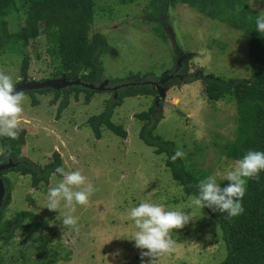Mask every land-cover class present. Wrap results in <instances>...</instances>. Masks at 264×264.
Here are the masks:
<instances>
[{"label":"rangeland","instance_id":"1","mask_svg":"<svg viewBox=\"0 0 264 264\" xmlns=\"http://www.w3.org/2000/svg\"><path fill=\"white\" fill-rule=\"evenodd\" d=\"M149 0H134L118 5L115 0H98L89 34L105 35L109 50L101 56L103 80L124 78L130 73H151L155 89H163L161 112L155 133L170 139L186 153L187 168L203 169L224 181L236 160L225 156L222 145L236 134V107L231 99L210 100L201 79L177 84L167 80L173 66L185 63V74H213L222 78L248 77V36L240 29L197 12L184 4L168 6L165 15V41L152 30L145 16ZM250 9L264 11V0H249ZM44 13L38 12L40 34L29 46L27 76L20 69L24 55L19 44L0 47V70L13 76L15 84L55 79L59 66L57 55L47 51L42 33ZM8 29L15 31L23 16L14 13L3 17ZM61 78V77H60ZM161 83V84H160ZM167 85H166V84ZM21 127L24 141L19 156L38 165L53 160L59 153L66 170L79 169L96 191L87 206H76L79 231L63 228L59 212L47 209V190L59 175L49 176L47 183L33 187L29 175L8 170L10 201L4 211L11 218L29 211L47 220L50 229L37 228L32 233L16 231L10 244L0 248V264H144L141 252L131 240L136 230L128 211L142 201L164 203L168 209L192 212L195 219L183 229H174L176 251L162 257L160 264H217L226 254L222 230L206 208H189L193 195H185L165 166V154L139 138L143 124L138 116L147 110L153 96H129L113 110L111 121L126 131L122 138L105 125L101 137H95L87 119L101 112L110 93L96 92L89 103L84 93L69 95L67 107L57 113L60 97L53 91L25 94ZM1 146V144H0ZM14 166V165H13ZM12 166V167H13ZM10 168V167H9ZM8 168V169H9ZM63 207V205H62ZM68 212V209H63ZM30 217L22 221L26 226ZM147 260V258H145Z\"/></svg>","mask_w":264,"mask_h":264},{"label":"trees","instance_id":"2","mask_svg":"<svg viewBox=\"0 0 264 264\" xmlns=\"http://www.w3.org/2000/svg\"><path fill=\"white\" fill-rule=\"evenodd\" d=\"M97 1L0 0V47L8 48L19 44L20 52L24 55L20 72L22 77H26L30 62L28 49L40 34L38 12L43 11L42 33L47 44V51L59 58V66L54 71L53 77L64 76L69 81L78 79L80 83L70 84L60 89L43 87L24 91L25 94L32 95L33 105L37 104L33 93L53 91L52 101L60 97L57 106V113L60 114L67 107L71 93L74 98L84 93V101L89 103L94 93L108 91L110 97L104 109L98 114L91 115L87 119V124L98 139L101 137L102 125L124 138L126 131L110 119L114 108L120 106L125 97L152 95L154 98L151 106L138 114L144 121L138 133L139 138L153 147L156 154H165V166L173 179L182 187L184 194L196 195L198 190L195 186L199 180L208 176L207 172L203 169L195 170L194 167L187 168L182 158L173 163L170 157L177 149L176 144L154 132L162 118L161 112L155 113L156 108L161 107L162 104L161 100H158V106L155 102L158 89H155L153 83H159L154 81L157 78L154 79L151 73L136 72L124 78L108 80L102 90L96 88L103 81L101 56L109 50L108 41L103 33L89 34ZM133 1L115 0L118 5ZM176 4L187 5L204 16L242 30L249 38L247 60L249 75L248 77L222 78L213 74H185V63L181 62L172 67L171 73L178 71L185 77H170L166 81L167 84L174 81L179 85L199 78L203 82L208 99L215 101L231 99L234 102L236 134L233 140L222 145L226 157L237 161L249 150L264 151V34L257 32L255 25V18L260 12L250 9L249 0H149L146 4L145 16L152 23L153 32L164 41L166 10L168 6ZM14 13L21 14L23 20L17 23L15 31H10L8 22L3 17ZM85 84H92L94 88H89ZM23 141L22 132L17 140L0 137L1 146H11L9 155L0 156V164H5L9 160L14 163L13 167L1 172L5 194L0 207V248L15 239L17 230L22 229L24 232L32 233L37 228L50 229L46 219L29 211H20L11 218L4 217L11 190L9 180L4 176L8 170L29 175L32 186L36 187L42 182L47 183L49 176L62 163L57 152L53 153V160L44 165H38L19 156ZM228 183L230 182L224 180L219 184L224 187ZM242 204L245 211L236 217H230L227 213L214 212L205 207L220 226L225 243V257L217 264H264V171L260 172L258 180L247 181ZM27 216L32 219V222L23 226L22 221Z\"/></svg>","mask_w":264,"mask_h":264},{"label":"clouds","instance_id":"3","mask_svg":"<svg viewBox=\"0 0 264 264\" xmlns=\"http://www.w3.org/2000/svg\"><path fill=\"white\" fill-rule=\"evenodd\" d=\"M256 31L264 34V11L255 18ZM27 100L23 90H17L13 76L0 70V137L17 140L24 129L21 127L24 104ZM11 146H0V156L10 154ZM179 148L170 157L175 163L185 158ZM264 171V151L249 150L235 166L228 170L224 179L230 183L221 187L216 175H209L196 184L197 194L189 201V208H209L214 212L227 213L236 217L245 211L242 199L246 193V184L249 179H259ZM61 178L50 184L47 190L46 208L59 212L57 219L62 222L63 228L79 231V217L73 215L76 206H87L90 197L96 191L88 177L79 169L66 170L64 166H57L53 176ZM63 205V207H62ZM68 209V212L63 211ZM128 218L134 222L135 231L131 240L135 247L146 250L141 252L144 264H160L162 257L169 256L176 251L174 229H183L195 217L192 212L181 209L171 210L164 203L142 201L128 211ZM147 258V260H145Z\"/></svg>","mask_w":264,"mask_h":264},{"label":"water","instance_id":"4","mask_svg":"<svg viewBox=\"0 0 264 264\" xmlns=\"http://www.w3.org/2000/svg\"><path fill=\"white\" fill-rule=\"evenodd\" d=\"M107 80H103L102 83L96 87L98 90H102L105 87V84H107ZM80 83V81L78 79L76 80H67L64 76H62L61 78H55V79H45V80H41V81H26L25 78L18 84H16L17 86V90H32V89H38V88H43V87H51L54 89H60L62 87H65L67 85L70 84H77ZM87 87L89 88H94V85L92 84H85ZM159 95L163 97L164 95V88L158 89V95L156 97V105L158 106V100L159 99ZM158 108H161L160 106H158ZM14 165V163L9 160L7 163L5 164H0V207L1 204L3 202V197L5 194V186L1 177V172L4 169H8L9 167H12Z\"/></svg>","mask_w":264,"mask_h":264},{"label":"flooded vegetation","instance_id":"5","mask_svg":"<svg viewBox=\"0 0 264 264\" xmlns=\"http://www.w3.org/2000/svg\"><path fill=\"white\" fill-rule=\"evenodd\" d=\"M154 84H156V83H153V86H154Z\"/></svg>","mask_w":264,"mask_h":264}]
</instances>
